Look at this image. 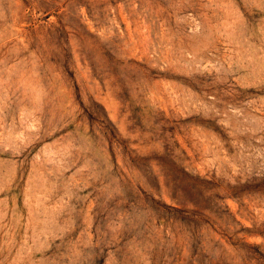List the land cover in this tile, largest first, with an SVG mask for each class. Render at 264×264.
Wrapping results in <instances>:
<instances>
[{"label":"rangeland","instance_id":"rangeland-1","mask_svg":"<svg viewBox=\"0 0 264 264\" xmlns=\"http://www.w3.org/2000/svg\"><path fill=\"white\" fill-rule=\"evenodd\" d=\"M0 264H264V0H0Z\"/></svg>","mask_w":264,"mask_h":264}]
</instances>
